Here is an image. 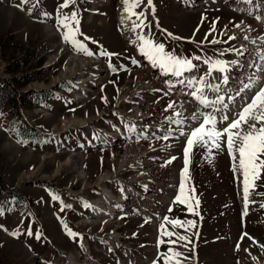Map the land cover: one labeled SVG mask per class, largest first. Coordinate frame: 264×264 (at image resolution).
<instances>
[{
    "label": "rangeland",
    "instance_id": "1",
    "mask_svg": "<svg viewBox=\"0 0 264 264\" xmlns=\"http://www.w3.org/2000/svg\"><path fill=\"white\" fill-rule=\"evenodd\" d=\"M63 3L64 0H40L37 9L28 15L25 7L28 5L24 6L26 9L24 11L17 7L20 0H0V79L8 88L0 98V208L4 210V214L0 215V226H2L0 227V264H45L41 261L44 258L47 261L59 262L62 257L61 249H65L70 256H84V252L76 245L78 235L73 240L65 235L67 231L61 221L66 222L77 234L85 230L101 236L110 234L118 223L124 227L123 230L131 233L132 239L142 241L141 247L144 250L137 261V264H142L149 254L154 253L152 236L155 235L156 230L152 224L143 223L135 216L132 218L117 216L108 225H103L104 220L98 219L97 224L93 222L92 229L93 224L86 222L87 218L92 217H89L91 210L87 207L85 199L92 201L98 199L99 189L95 190L96 187H93L84 194L83 180L86 178L95 181L99 173L118 165L114 160L112 162L108 157L109 153L102 149L88 153L90 155L85 159L86 153H80L76 142L80 140L79 130H67L57 135L66 122L85 120L86 116L96 118L92 125L103 126V119L111 115L113 106H117L120 89L128 76L130 80L139 76L136 70L127 71L123 66V64L133 66L132 60L126 58L137 57L135 50L121 37L117 28V11H124L123 0H107L98 4H95L94 0H76L75 4L61 9L59 6ZM153 4L155 8L157 7L154 13L148 6L147 0H143V3L136 8L145 12L147 17L144 20L145 25L153 27L155 32L157 28L154 29V20H156L170 33L186 39L174 40L163 29L162 33L158 32L154 36L152 31H148V27H146V35L164 43L166 49L175 50L181 56L198 55L202 59L207 56L231 61L234 51L226 50L236 49L239 46L236 39L229 40L230 29L236 28L235 25L241 22L237 12L227 6L224 8L210 6L195 11L179 7L175 0H153ZM73 11L78 13L79 29L83 33L78 38L90 51L99 54L103 48H107L117 53L112 60V67L117 71H113L111 78L86 85L91 88L87 92L89 98L76 101L65 98L61 92H67L71 97L76 91L79 93L73 80L76 74L65 77L66 68L77 64L71 59L77 51L63 41L64 29L60 28L55 20V17H60L61 13L70 15ZM44 13L49 15L45 16ZM202 18L206 19L202 22ZM125 22L129 23V20L126 19ZM213 22L216 31L205 41V34L209 32ZM197 28H199L198 32ZM194 32L195 43L189 42L188 38H193ZM125 36L129 35L125 33ZM213 38L219 39L221 43H209L208 41ZM201 41L204 43L201 44ZM136 46L138 47L139 43ZM221 52L224 53L223 56L220 55ZM30 55H34L35 59L30 60ZM101 56L105 57V55ZM85 64L83 63L84 67ZM98 67L99 64H95L94 69L89 66L87 69L90 72H97ZM83 79L86 81V78ZM82 85L85 89L84 82ZM105 95L109 98L107 102L104 100ZM128 106L125 107L127 112L134 113ZM103 113L104 116L99 119ZM231 117L232 113L230 120ZM20 122L30 129L33 135L31 138H24L17 132L16 125ZM86 125L87 122L83 124ZM225 125L226 123L222 122L219 126L225 127ZM59 137L62 139L61 143H65V147L57 146ZM152 144L156 150L158 144L156 142ZM130 147L134 150L129 156L140 151L138 147ZM175 148L177 159L171 163H168L167 158L160 162L154 161V157L151 158L153 163H150L149 167L156 171L155 177L150 175L149 178L154 179L157 176L159 180L167 181L174 175L181 174L185 164L179 143L175 144ZM124 149L126 148L114 151L123 153ZM155 150L151 154L157 157L158 150ZM71 153H76V158H72L73 162L70 164L65 163ZM47 154L51 157L44 158L43 161L42 157ZM159 154L162 155L161 152ZM80 156L84 157L86 169L85 171L80 164L83 168L82 173H79L75 165V160L80 163ZM190 157L186 195L191 197L190 202L199 212V216L190 213L187 205L175 203L168 219L195 220L197 227L185 231L183 228H173L171 224L165 222V228L180 235H188L194 242L188 245V248L197 245L194 249L197 250V257H201L202 264H252L251 258L254 253H258L259 258L254 256L257 260L264 259V252H261L263 249L259 247L264 245V207H262L264 195H261L264 193V173L261 174V179L256 181V188L251 190V196L256 202L251 204L249 214L244 217L237 193L235 172L230 166L226 150L213 149L210 157L205 149L194 148ZM35 170L39 171L37 176L23 180ZM135 171L134 167L126 169L122 176L128 178L136 174ZM70 184L73 186L71 190L68 188ZM114 184L112 186L110 184V188L116 193ZM78 193L82 197L75 195ZM53 195H58L60 200H54ZM195 199L200 201L198 206L194 203ZM64 205L72 207L67 208ZM244 218H247L246 226H243ZM81 221L84 222L83 225ZM29 231L33 235H28ZM245 232L249 235L241 240ZM37 234H40V239L36 238ZM140 235H145V242L140 239ZM249 237L254 238L256 243ZM163 238L169 239L166 236ZM171 239L175 240L176 236ZM179 244L172 247H177L188 257L187 261L183 260V264H193V252ZM237 244L239 251L236 250ZM89 247L94 251L96 258L110 262L99 246L91 244ZM160 264H163L162 259Z\"/></svg>",
    "mask_w": 264,
    "mask_h": 264
},
{
    "label": "snow or ice",
    "instance_id": "2",
    "mask_svg": "<svg viewBox=\"0 0 264 264\" xmlns=\"http://www.w3.org/2000/svg\"><path fill=\"white\" fill-rule=\"evenodd\" d=\"M243 4H252V0H240ZM40 0H20V4L17 7L20 10H26L25 5H31L27 9L29 14L33 8L37 7ZM76 3V0H64V3L59 7L61 9L68 8L70 5ZM143 3V0H123L124 12L127 16L124 19L131 20L133 16L136 17V21L132 23V31L137 29H142L148 27L144 24L146 20V15L144 11L136 12L135 9L138 8ZM147 4L151 7L152 12H155V7L153 0H147ZM238 11L246 12L247 14H252V9H242L238 8ZM44 15H48L44 13ZM257 20H261V16L255 17ZM203 19L202 18V22ZM59 27L64 29L62 32V39L65 43H68L74 51L83 53L87 56H92L94 53L88 49V47L83 43L78 37L82 36L83 33L79 29V19L78 13L73 11L70 15H64L58 18ZM243 23V22H241ZM241 25L236 24L235 27L239 28ZM248 31H251L250 26H247ZM165 32L167 30H164ZM199 31V28L196 29ZM215 22H213L212 27L209 32L205 34V41L207 37L215 32ZM167 35L174 40H184V37L175 36L173 33L168 32ZM195 32L193 38H188L189 42L195 43L194 40ZM248 40L249 37L245 35L243 37ZM90 39V38H89ZM136 39L139 43L140 52L152 62L156 67H159L165 74L174 76L178 79V83L185 85L190 89V95L201 105L203 108L211 109L210 111H196L190 116H185L183 111H176V105L174 102L169 103L165 111L172 110L173 115L165 117V120L169 125H176L179 130V135L185 137V147L183 149L184 153V164L185 167L182 169V181L180 184L179 195L175 197V203L180 205H187V210L199 216V212L193 207V203L190 202L191 197L185 194L184 180L188 178L189 173V163L190 154H192L194 148L205 149L208 155L211 157L213 154V149L217 151H222L225 147L232 158L233 161V172H239L242 176L243 184V199L245 201V207H247V202L250 197V190L256 188V181L261 179V174L264 173V51H258L256 53L258 60H253L250 63V67L253 69L251 75L246 77V82L241 83V87L235 95L228 96L229 103H225V96L221 95V84L227 85L229 81L228 72L231 65H235L237 61H226L223 59H203V63L207 65V70L203 72L200 76L192 75L190 77H185L186 73H194L195 70L199 68V65L194 63V61L202 60L201 56H181L178 55L175 50L166 49V45L162 42H157L149 35L141 34L137 35ZM236 39L235 36L229 37V40ZM260 41L264 43V36L259 37ZM212 44L221 43L219 39L213 38L208 41ZM225 43L227 41H224ZM201 44L204 41L200 42ZM251 43L255 44L256 41L252 40ZM226 51H234L237 55H243L242 49H229ZM100 55L112 56L116 55L114 53H108L106 51H101ZM221 56L224 55L223 52L220 53ZM135 63V61H133ZM113 71L117 69L113 68ZM219 74V75H214ZM220 81L217 83L216 81ZM173 87V84L169 82V88ZM228 91H231L230 89ZM216 93L215 99H210L208 93ZM242 94V103L239 106V111H234L232 113L231 120L229 119V105L234 104L237 97ZM250 94V95H248ZM167 95V93H165ZM105 102L106 101V98ZM183 105H181V108ZM188 121L195 122L196 126L185 131L186 123ZM224 122L227 124L226 127H220L219 125ZM129 131H135V126L129 128ZM173 135V130L171 127L165 132L160 139L168 140ZM26 143V141H23ZM176 157H172L168 163L175 160ZM194 191V189H191ZM264 195V193H261ZM54 200H60L58 195H53ZM195 205H199V199L194 200ZM63 205V201L61 200ZM64 207L71 208V205H64ZM264 207V205H262ZM172 210L171 208L169 209ZM63 211V208L61 209ZM4 214V210L0 208V215ZM247 215V213H244ZM202 218V217H201ZM165 222L171 224L173 228H183L185 231H190L197 227L195 220L182 221L178 218L169 220L167 217L164 218ZM63 227L67 231L68 235L71 237H76L78 234L73 232L67 225L66 222L61 221ZM2 227V226H0ZM6 230V229H5ZM160 232L162 237H168V240L160 239V245H172L176 246L179 244L188 251L195 252L194 247L188 248V245L193 244V240L188 235H180L174 231H169L165 228L164 224L160 226ZM16 235L17 233H13ZM28 235H33L31 231L27 233ZM198 236V233H196ZM248 233H243L241 240ZM176 236V239H171ZM37 239H40V234L36 235ZM252 239L254 243L256 241ZM168 247L166 252L159 254V258L154 261V264H160V259L163 260V264H183V260L188 259L183 252L179 251L177 247ZM261 249H264V245H259ZM236 250L239 251V244H237ZM248 251V249H245ZM256 259V257H253Z\"/></svg>",
    "mask_w": 264,
    "mask_h": 264
},
{
    "label": "bare ground",
    "instance_id": "3",
    "mask_svg": "<svg viewBox=\"0 0 264 264\" xmlns=\"http://www.w3.org/2000/svg\"><path fill=\"white\" fill-rule=\"evenodd\" d=\"M102 1H104V0H94V3L98 4ZM196 1H198V0H186L187 4H190L191 8L194 10H195V8H199V6L192 7V6L196 5V3H197ZM206 1L207 0H201V5L203 3H206L207 6H219V3L213 2V0H208L207 2ZM225 2H228V4H233L234 5L233 9H238V8L254 9L256 16L262 17L261 20H259L258 22H255L253 20H250V18H248L246 16H242L241 22H243V23H241V22L239 23L241 26L239 28H234L233 30L230 29L231 30L230 36H235L236 41L239 43V47L237 49H242L243 52L246 51V47H248L250 49V51H247L248 53L243 55L242 59H240V58L238 59V61H237L238 65H231V67H230V70L228 72V76H229V80H230L229 86L234 87V83L237 81L241 82L242 80H245L244 82H246V77L251 75L253 72L251 70L250 63L253 60H258V57L256 55V53L258 51H264V44L262 46H257V48L255 49L251 43L252 40H255V39L260 40L259 37L264 36V33H259V31H260L259 29L261 27L264 28V0H252V4H248V5L241 4L239 2V0H225ZM126 16H127V14H124L122 12L120 15V22L121 23L123 22L124 24H126V26H129L128 24L130 23V20L128 23V22H125L126 19H124V17H126ZM247 26H250L251 31H248ZM130 31H132V29H130ZM121 32H122V35L125 37V33L128 34L129 30L127 28H125V26H124L122 28ZM245 35H247L249 37L248 40H245L243 38ZM138 43H140V42L138 41L137 44ZM253 48L256 50V52L254 51ZM138 50H139V48H138ZM251 51H253V52L249 53ZM71 59H73V62L76 61L78 65L75 64L71 68L67 67L66 71H65V77H71L72 75L76 74L74 76V78L75 77L76 78L73 80H74V82L78 88L84 87V85H82L83 82H84L85 87H86V85H88L91 82L103 81L105 78H111L112 74L108 73V71L106 69L103 70V67L106 68V65L102 66L99 64L100 67L97 68L98 69L97 72H93V71L90 72L89 69H87V67L89 66V67H92L94 69L95 64L89 65L91 63L88 61V59H90L89 57L85 56L84 58H79L75 55V56L71 57ZM83 63H86L85 67L83 66ZM135 70H136V73H139V76H136L132 80H130V77L128 76V79H126L127 82L125 81L123 87L120 89L119 96L117 98V104H116L117 106L116 107L113 106V108L110 111V113H116V115L113 118L108 119L111 122V125L109 124L107 128H99V130L97 131V135H98L100 143L108 144L109 142H111L113 140H116V141L122 140L124 143L123 144L118 143L115 148L110 147V148L106 149V153L107 152L109 153L108 157L111 158L112 162L114 160L116 165H118V167H114L112 169H105L104 171L99 173V175L95 181H91V180L89 181L86 178H85V180H83V182L86 185L85 186L83 184L84 185V188H83L84 194L87 193L89 191V189H92L93 187H96L95 190L99 189L98 190L99 191V199H95L94 201H92L93 214H91L89 216V217L94 216L93 220H92V218L86 219V222H91V224L93 222H96L98 219H100L102 217V215H103L102 210H104V211L108 210V211L113 212V210H114V208H113L114 203L113 202H115L116 199L114 198L113 191L111 192L110 190H108L106 188V186L110 182L112 183V182L119 180V179L122 180L119 177L122 175V173L126 169H129L132 167L136 168V171H135L136 174H134V175L132 174V176H130V178H127V180L144 182L143 185L145 186V188L150 189L152 191V189L154 187L152 185L153 179H151V178L149 179V176L152 175L153 177H155L154 173L156 171L154 168L149 167L150 163H152L149 160L150 156H151L150 154L152 153V150H155V147L152 143L156 142L158 144V148L165 146V145H168L170 143L169 139L164 140V139H160L159 137H162L170 127L172 130H175V128L172 127V125H169V123L165 120V117L171 116V115H173V113H169V112L165 111L166 108L164 107V113L162 114L161 105H163L164 102H163V99H160V101H158V94L156 93L157 89H163L164 88V89L168 90V88H166V87L169 86V82H171L174 79L171 77H163L161 72L159 71V69L153 70L148 66L139 67V68H136ZM104 72H105V74H104ZM260 75H264V73H261ZM83 78H86V81H84ZM79 84H81V85H79ZM226 86L227 85H225L224 88ZM226 89H227V91H225V92H230V91H228L229 90L228 88H225V90ZM183 91L190 92L191 90L185 86H183L181 88H177L176 94L178 95V97H183L186 99V97H188L189 95L183 94ZM76 93H77V91H76ZM231 94L232 93L230 92L229 95H231ZM75 96L79 97V99H84V100H85V98H89L87 94L83 95V94L77 93ZM105 98H106V100L109 99L107 95H105ZM153 99H155V100H153ZM152 102H156V103H152ZM185 103H187V102H185ZM225 103H229V101L225 100ZM241 103H242V101H241ZM178 104H180V108L178 109V111H183L185 116H189L187 112L192 111L191 107L183 105V107L181 108L182 104L181 103H178ZM127 105H129L128 106L129 109L133 110L134 113H130V112L128 113L127 112V109L125 108ZM233 105H234V107H232V109L236 108L238 106V104H236V103H234ZM230 106H231V104L229 105V107ZM81 119H84V118H81ZM94 120H96V118L86 116L85 120H78V121L75 120V121H71V122H66L64 124L62 131L59 132L57 135H60L61 133L65 132L67 130H73L74 129V131H75V129H77L78 127L84 128L83 124H86V122H87L86 126L89 127V124L93 123ZM127 124H133L134 126L137 127L138 130L145 132L147 135L144 138H140L137 135L130 136V134L128 133L129 129H128ZM123 125L125 126L124 128H123ZM125 136H127L128 138H126ZM61 140L62 139L60 137L57 138V146H61V144H62ZM119 145H121V147H117ZM130 146L138 147L140 149V151L137 152V154H131L129 156V154L134 150ZM123 147L126 148V149L122 150L123 153H119V152L115 153L114 150L122 149ZM127 149H128V151H127ZM89 155L86 154L85 159H87ZM135 155H136V157L134 158ZM76 156H77L76 153L75 154L71 153L69 158L65 160V163H67V162L69 164L72 163L73 162L72 158H76ZM47 157L50 158L51 155L47 154V155L43 156L42 157L43 161H44V158H47ZM78 157H79V155H78ZM128 157H129V160H128ZM80 158H81V160H79L80 163H77V160H75V163H76L75 165H76V168L79 171V173H82L83 172L82 167H84V170L86 171L85 161H84V157L80 156ZM127 160H128V162L126 164ZM190 161H191V158H190ZM41 164H40V166H41ZM80 164H82L83 166L81 167ZM63 165H64V163L60 166V170H61V167ZM116 170H117V172H116ZM38 172L39 171H37V170L33 171L31 174L25 176L23 180H25V178L31 179V178L37 176ZM58 172H59V170L56 171V173H58ZM111 172H114V174ZM236 173H237V179H238V187L240 190V192H239L240 200H241L243 214H244L245 212L246 213L248 212L249 207L254 200H252V198H251L252 194H251L249 197V201L247 202V207H245V201L243 199L242 176L240 175L239 172H236ZM55 174H54V176H55ZM86 174H87V172H86ZM97 183H98V185H97ZM71 187H73V186H71V184H70L68 186V188H70V190H71ZM184 187H185V194H186V188L188 187V183L186 180H184ZM132 193H133V191H132ZM75 195L79 196L80 193L75 194ZM77 196H75V197H77ZM85 196H83V197H85ZM130 196L133 197L137 201H139L141 199L140 196L136 195V194H134V195L130 194ZM79 197H82V196H79ZM105 204H108L109 208H104ZM127 207L129 208L130 206L127 205ZM124 216H126V215H124ZM81 222H82L81 225H83L84 222L83 221H81ZM103 223H104V225H106L107 221H105ZM162 223H164V221ZM79 227H81V226L79 225ZM123 229H124V227H121L117 223L113 227V232H111L110 234H108L106 236H103L105 241L110 246H114L116 254L120 253L119 255L123 259L122 264H124V255L125 254L131 255L129 253L132 252L130 244L127 241V238L130 236V233L128 230H123ZM154 240H155V236H154ZM189 258H191V257H189ZM70 260H72L71 257L69 258V261ZM191 260H192V258H191ZM196 260H198V261L195 264H202L201 257L199 258V256H198ZM95 261H96L95 259L87 260V259H83V257H82V258H75V261L73 264H97ZM252 264H264V259H262V260L254 259Z\"/></svg>",
    "mask_w": 264,
    "mask_h": 264
},
{
    "label": "trees",
    "instance_id": "4",
    "mask_svg": "<svg viewBox=\"0 0 264 264\" xmlns=\"http://www.w3.org/2000/svg\"><path fill=\"white\" fill-rule=\"evenodd\" d=\"M30 60L35 59L34 55L29 56ZM8 88L6 87L5 84L2 83V80L0 79V98L2 97V94L7 90ZM17 132H19L24 138H31L33 135L30 133V129L27 127H24L22 123H18L16 125Z\"/></svg>",
    "mask_w": 264,
    "mask_h": 264
},
{
    "label": "crops",
    "instance_id": "5",
    "mask_svg": "<svg viewBox=\"0 0 264 264\" xmlns=\"http://www.w3.org/2000/svg\"><path fill=\"white\" fill-rule=\"evenodd\" d=\"M135 11H136V12H139V10H137V9H135ZM47 14H48V13H47ZM48 15H49V14H48ZM58 18H59V17H58ZM56 24H59V23H58V20L56 21ZM164 29L167 30V28H165V27H164ZM55 130H56V129H55ZM201 261H202V259H201Z\"/></svg>",
    "mask_w": 264,
    "mask_h": 264
},
{
    "label": "built area",
    "instance_id": "6",
    "mask_svg": "<svg viewBox=\"0 0 264 264\" xmlns=\"http://www.w3.org/2000/svg\"><path fill=\"white\" fill-rule=\"evenodd\" d=\"M158 101H160V99H158ZM161 109H162V114L164 113V106L161 105Z\"/></svg>",
    "mask_w": 264,
    "mask_h": 264
}]
</instances>
